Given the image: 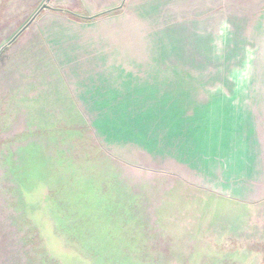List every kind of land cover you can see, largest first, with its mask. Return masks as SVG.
Listing matches in <instances>:
<instances>
[{"label":"rangeland","instance_id":"obj_1","mask_svg":"<svg viewBox=\"0 0 264 264\" xmlns=\"http://www.w3.org/2000/svg\"><path fill=\"white\" fill-rule=\"evenodd\" d=\"M205 2L0 0V264H264V0Z\"/></svg>","mask_w":264,"mask_h":264},{"label":"crops","instance_id":"obj_2","mask_svg":"<svg viewBox=\"0 0 264 264\" xmlns=\"http://www.w3.org/2000/svg\"><path fill=\"white\" fill-rule=\"evenodd\" d=\"M262 5V0H206L200 20L201 40L214 47L222 41L234 47L239 41L241 26H251L248 18L255 14ZM247 29H245V33Z\"/></svg>","mask_w":264,"mask_h":264},{"label":"water","instance_id":"obj_3","mask_svg":"<svg viewBox=\"0 0 264 264\" xmlns=\"http://www.w3.org/2000/svg\"><path fill=\"white\" fill-rule=\"evenodd\" d=\"M47 8L46 4L43 3L37 10L36 12L31 16V18L8 40H6L2 46L0 47V50L6 46L7 44H11L24 30H26L31 23L33 22V20L35 19V17L39 14V12L43 9Z\"/></svg>","mask_w":264,"mask_h":264}]
</instances>
